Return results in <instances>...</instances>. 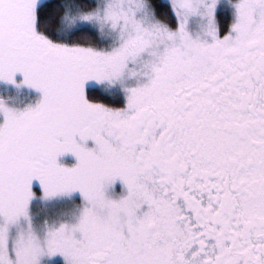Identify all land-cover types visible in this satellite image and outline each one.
<instances>
[{
	"label": "snow or ice",
	"instance_id": "obj_1",
	"mask_svg": "<svg viewBox=\"0 0 264 264\" xmlns=\"http://www.w3.org/2000/svg\"><path fill=\"white\" fill-rule=\"evenodd\" d=\"M0 264H264V0H0Z\"/></svg>",
	"mask_w": 264,
	"mask_h": 264
},
{
	"label": "rangeland",
	"instance_id": "obj_2",
	"mask_svg": "<svg viewBox=\"0 0 264 264\" xmlns=\"http://www.w3.org/2000/svg\"><path fill=\"white\" fill-rule=\"evenodd\" d=\"M69 159H71V158H69Z\"/></svg>",
	"mask_w": 264,
	"mask_h": 264
}]
</instances>
